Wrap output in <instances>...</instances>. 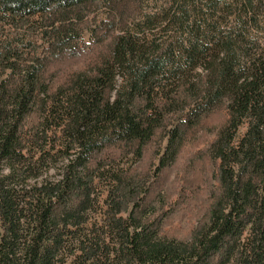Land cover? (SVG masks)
Here are the masks:
<instances>
[{
    "label": "trees",
    "instance_id": "trees-1",
    "mask_svg": "<svg viewBox=\"0 0 264 264\" xmlns=\"http://www.w3.org/2000/svg\"><path fill=\"white\" fill-rule=\"evenodd\" d=\"M216 113L170 235L159 179ZM0 264H264V0H0Z\"/></svg>",
    "mask_w": 264,
    "mask_h": 264
},
{
    "label": "rangeland",
    "instance_id": "rangeland-1",
    "mask_svg": "<svg viewBox=\"0 0 264 264\" xmlns=\"http://www.w3.org/2000/svg\"><path fill=\"white\" fill-rule=\"evenodd\" d=\"M91 40L90 33L87 30L84 31L82 39L78 43L79 48H85L86 46L82 42L91 44ZM92 46H89L88 49H94ZM82 60V57L74 58L71 62L67 60L66 67ZM220 118L221 114L216 113L205 119L204 126L196 128V131H191L183 143L176 162L171 167L165 168L159 179L158 189H162L166 202L165 208H171L172 205L182 208L163 223V229L170 235L182 237L188 234L195 223L199 222L209 203V190L214 183V168L210 163V158L200 155V151L205 150L210 139V136L205 132L215 126ZM165 140V136L155 138L144 156L146 164L151 167L158 164V150L161 153Z\"/></svg>",
    "mask_w": 264,
    "mask_h": 264
}]
</instances>
